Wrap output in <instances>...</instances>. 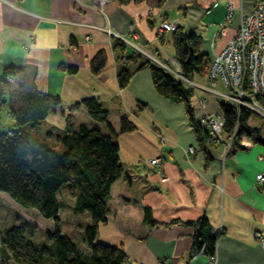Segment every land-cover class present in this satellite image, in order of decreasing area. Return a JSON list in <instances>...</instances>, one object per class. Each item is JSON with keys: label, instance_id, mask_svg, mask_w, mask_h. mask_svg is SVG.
<instances>
[{"label": "crops", "instance_id": "0c3cea01", "mask_svg": "<svg viewBox=\"0 0 264 264\" xmlns=\"http://www.w3.org/2000/svg\"><path fill=\"white\" fill-rule=\"evenodd\" d=\"M253 2L109 0L97 10L94 0H0V76L6 66L34 72L35 88L61 102V108L56 107L39 126L42 134L63 129L67 115L73 128L84 124L107 132L82 104L75 105L87 97L106 107L115 131L122 116L135 125L133 131L114 136L123 173L110 187L106 221L98 224L96 235V241L124 250L123 264H209V256L203 253L188 257L193 227L185 222L201 215L219 232L215 264H264V249L254 237L256 230L264 229V188L255 183L261 170L250 171L239 163L244 155L264 162V146L241 136L232 151L223 143L207 144V158L183 105L155 91L148 68L137 69L147 58L161 67L178 62L172 31L157 32L162 21L178 20L186 30L199 34L201 51L211 58L234 35ZM228 3L232 14L227 19ZM219 28L225 34L216 37ZM115 40L124 47L113 48ZM99 51L105 53L104 66L93 74L90 60ZM131 56L139 57L133 60ZM60 65L76 69L69 72ZM121 67L132 72L123 88L116 79ZM19 75L7 83L0 81L4 101L0 106L5 109L9 85ZM182 80L193 88L190 102L197 120L221 113L219 103L227 89L220 82H210L206 73ZM137 102L145 104L142 111L135 112ZM188 147L193 152L187 153ZM154 157L160 163L151 165ZM161 175L167 179L161 181ZM242 178H246L247 191L241 188ZM145 206L157 223L178 222L151 226L144 220ZM83 215L84 221L76 223L80 234L89 222L88 215ZM79 245L84 247L82 242Z\"/></svg>", "mask_w": 264, "mask_h": 264}, {"label": "trees", "instance_id": "16d2710c", "mask_svg": "<svg viewBox=\"0 0 264 264\" xmlns=\"http://www.w3.org/2000/svg\"><path fill=\"white\" fill-rule=\"evenodd\" d=\"M201 42L199 34L181 25L172 31L171 43L182 78L207 72L210 58L201 51ZM112 47L124 46L115 40ZM136 57L139 56L129 59L136 60ZM104 62L105 53L97 52L90 60L91 72L98 74ZM59 68L69 72L76 69L63 65ZM143 68L149 69L153 87L160 96L183 105L188 124L207 158L210 157L207 144L230 140L228 151H232L241 136L264 146V128L250 122L256 115L250 109L220 102V114L224 119L223 140L215 142L204 124L195 118L190 102L193 88L148 58L137 65V69ZM131 73L127 67L119 68L116 75L119 88L127 85ZM17 74H20L19 79L9 89L6 100L13 130L0 131V193L22 208L34 210L43 219L51 220L53 225L43 231V240L37 242L31 237L35 224L15 214L16 221L0 231V264H123L127 259L124 250L96 241V235L98 224L106 221L110 187L123 173L114 136L133 131L135 125L122 116L115 131L108 121L106 107L98 99L87 97L75 105L82 104L90 118L103 123L107 132L84 124L73 128L70 115H67L63 129H49L42 134L39 126L56 107L61 108L60 99L37 90L33 83L34 72H23L21 67H4L0 81L7 83ZM244 87L249 90L246 81ZM254 99L264 107V95H255ZM2 102L0 98V104ZM144 108L145 104L137 102L135 112ZM64 184L73 199L69 206L72 213H86L89 217L81 232L84 247L61 228L59 213L63 204L58 194ZM144 220L151 226L178 222H155L148 206L144 207ZM185 223L193 227L188 257L197 253L214 255L219 232L212 229L206 216Z\"/></svg>", "mask_w": 264, "mask_h": 264}, {"label": "built area", "instance_id": "2783aa9c", "mask_svg": "<svg viewBox=\"0 0 264 264\" xmlns=\"http://www.w3.org/2000/svg\"><path fill=\"white\" fill-rule=\"evenodd\" d=\"M107 1L109 0H94L97 10H102ZM231 9L232 5L228 3L227 19L231 17ZM179 25L178 20L162 21L157 32L161 35L163 31H173ZM224 34V28H219L214 33L216 37ZM163 67L181 77L178 62L173 67ZM206 75L210 82L218 81L227 89L221 95L225 102L245 106L256 115L264 117V107L254 99L255 95H264V1L254 0L250 11L242 15L234 35L211 56ZM245 81L249 90L244 87ZM200 121L209 130L213 140L222 142L224 119L221 114L204 115ZM224 144L227 150L231 148L230 140ZM186 152H193V148L188 147ZM149 163L158 164L160 159L151 158ZM166 179L165 175H161V181ZM255 183L264 188V171L256 174ZM254 237L264 249V229L256 230ZM209 264H215L213 255L209 256Z\"/></svg>", "mask_w": 264, "mask_h": 264}, {"label": "rangeland", "instance_id": "374dc122", "mask_svg": "<svg viewBox=\"0 0 264 264\" xmlns=\"http://www.w3.org/2000/svg\"><path fill=\"white\" fill-rule=\"evenodd\" d=\"M17 82V81H16ZM16 82L11 83L9 88L15 86ZM11 119L8 117L7 109L0 106V131L7 132L9 130H13ZM250 122L253 125H258L264 128V117L255 115L250 119ZM241 138L238 139L240 141ZM216 142V140H214ZM224 144V143H223ZM225 145V144H224ZM67 185L64 184L61 187V192L58 194L59 199L62 202V208L59 213L60 224L63 231L69 233L77 243L82 242V236L78 232V219L82 220L85 219V216L82 214L75 215L72 213L70 209V203L72 202V198L68 194ZM2 196V198H1ZM18 214L20 217L25 218L26 220L35 224V229L31 233V237L35 241H42L43 240V231L45 229L51 228L52 221L46 220L40 217V215L34 210H27L19 206L18 204L10 201L7 196L0 195V231L7 227L9 224L16 221V215ZM82 231V230H81Z\"/></svg>", "mask_w": 264, "mask_h": 264}, {"label": "snow or ice", "instance_id": "6c2138e0", "mask_svg": "<svg viewBox=\"0 0 264 264\" xmlns=\"http://www.w3.org/2000/svg\"><path fill=\"white\" fill-rule=\"evenodd\" d=\"M239 163L250 171L254 168H258L261 171H264V162H257L254 156H251V155L241 156L239 159ZM240 183H241V188L247 191L248 189H247V184H246V178H242Z\"/></svg>", "mask_w": 264, "mask_h": 264}]
</instances>
